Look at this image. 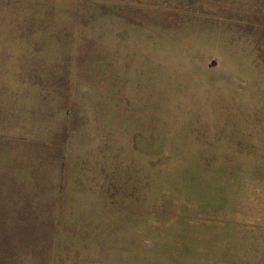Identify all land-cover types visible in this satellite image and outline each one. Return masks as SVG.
Returning a JSON list of instances; mask_svg holds the SVG:
<instances>
[{
	"label": "rangeland",
	"instance_id": "374dc122",
	"mask_svg": "<svg viewBox=\"0 0 264 264\" xmlns=\"http://www.w3.org/2000/svg\"><path fill=\"white\" fill-rule=\"evenodd\" d=\"M0 264H264V0H0Z\"/></svg>",
	"mask_w": 264,
	"mask_h": 264
}]
</instances>
